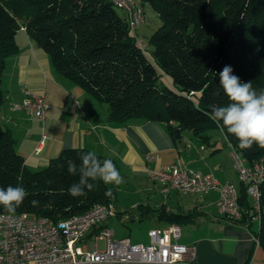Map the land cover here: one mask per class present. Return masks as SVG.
<instances>
[{
    "label": "trees",
    "instance_id": "trees-1",
    "mask_svg": "<svg viewBox=\"0 0 264 264\" xmlns=\"http://www.w3.org/2000/svg\"><path fill=\"white\" fill-rule=\"evenodd\" d=\"M134 3L146 18L136 29L131 28L128 14L111 0H0V107L6 99L2 88L6 61L18 52L15 36L23 28L49 56L57 74L106 107L111 123L126 126L155 121L166 127L174 142L189 133L208 144L207 131L220 128L205 113L212 106L229 103L219 85L225 66L241 82L251 81L257 93L264 90V0ZM147 10L156 15L159 25L144 37L139 31L148 29ZM222 135L225 145L241 154L248 165L264 157V149L256 145L240 149L226 129ZM88 151L64 150L46 167L30 171L14 148L11 131L0 125V188L21 186L27 192L15 214L56 222L98 204H113L116 191L102 181H94L95 187L86 196L74 198L68 193L70 185L78 182L79 172L69 174L67 163L79 166L80 156ZM108 188L110 197L105 195ZM237 189L239 222L250 223L258 217L254 243L264 248V182L259 188L258 212L246 188L238 183ZM33 200L38 201L35 207ZM0 214H8L2 206ZM158 217L178 226L183 220L182 215L161 208ZM192 217L184 218L190 221Z\"/></svg>",
    "mask_w": 264,
    "mask_h": 264
},
{
    "label": "crops",
    "instance_id": "crops-1",
    "mask_svg": "<svg viewBox=\"0 0 264 264\" xmlns=\"http://www.w3.org/2000/svg\"><path fill=\"white\" fill-rule=\"evenodd\" d=\"M148 31L144 27L141 34L145 37ZM15 43L18 52L7 59L2 77L6 99L0 107V125L11 131L14 148L30 171L46 167L64 150L85 148L116 163L126 182L152 184L153 193L160 192V187L147 177L146 168L178 164L197 171L203 169V173H212L216 179L214 171L227 174L223 163H215L212 159L220 152L219 148L205 154L208 146L214 145L211 140L201 144L188 136L184 142V138L174 142L166 127L155 121L126 126L113 124L105 106L56 73L49 56L34 44L23 28L16 34ZM22 89L43 96L47 106L44 122L11 110V105L21 102ZM226 147L230 152V147ZM229 167L234 172L230 158ZM219 181H230L236 187L239 183L237 180L235 184L230 178ZM216 197L214 192L203 195L170 193L162 197L165 202L158 209L182 215L179 227H185L187 235H181L178 242L194 247L196 264H264V248L254 243L259 220L227 222L217 212ZM187 215L193 216L190 221L185 220ZM156 219L159 224L152 229H161L171 241L167 228L175 223L160 219L158 214ZM108 220L104 223L107 227ZM91 236L89 233L87 238Z\"/></svg>",
    "mask_w": 264,
    "mask_h": 264
},
{
    "label": "built area",
    "instance_id": "built-area-1",
    "mask_svg": "<svg viewBox=\"0 0 264 264\" xmlns=\"http://www.w3.org/2000/svg\"><path fill=\"white\" fill-rule=\"evenodd\" d=\"M111 1L128 14L132 29L146 21L134 0ZM21 94V102L11 105V110L44 122L47 106L43 96L24 89ZM229 158L238 182L246 188L253 210L258 212L264 157L248 165L241 154L230 149ZM145 172L159 185L162 195L216 193L215 207L219 215L232 224L240 221L238 189L230 181H219L212 173L178 164L146 168ZM114 215L111 203L95 205L84 213L56 222L27 213L0 214V264H196L194 247L178 242L181 236L178 225L167 228L171 241L161 229H151L148 244L133 245L127 238L116 239L114 232L104 225ZM89 233L92 236L88 239ZM100 240L102 250L97 247Z\"/></svg>",
    "mask_w": 264,
    "mask_h": 264
},
{
    "label": "clouds",
    "instance_id": "clouds-1",
    "mask_svg": "<svg viewBox=\"0 0 264 264\" xmlns=\"http://www.w3.org/2000/svg\"><path fill=\"white\" fill-rule=\"evenodd\" d=\"M232 71L231 67L225 66L219 73V85L229 103L222 107L212 106L211 111L205 114L222 133L226 129L227 134L235 136L240 149H251L253 145L264 149V90L257 93L251 81L241 82ZM80 161L79 166L74 161L67 163L69 174L79 172L78 182L72 183L68 189L70 196H86L95 187L94 181H102L104 185L123 183V177L111 159L101 161L95 151H88L80 156ZM105 195H112L111 188ZM26 196L27 192L21 186L0 188V206L6 213L15 214ZM31 203L35 207L38 201Z\"/></svg>",
    "mask_w": 264,
    "mask_h": 264
},
{
    "label": "rangeland",
    "instance_id": "rangeland-1",
    "mask_svg": "<svg viewBox=\"0 0 264 264\" xmlns=\"http://www.w3.org/2000/svg\"><path fill=\"white\" fill-rule=\"evenodd\" d=\"M115 11L118 15L122 14L119 9H115ZM147 18L149 23L148 30H155L159 25L156 15L150 10H147ZM145 23L146 21H144L143 24ZM143 28L144 27L140 28L139 33H141ZM207 133L211 137V143L214 145L208 146L205 154L208 155L214 148H219L220 152L212 156V159L214 158L213 162L216 163L217 161H221L223 163L222 165L228 170L226 175L214 171L215 176L219 180L230 178L236 184V175L229 167V149L225 145L221 131L217 128H212L209 129ZM188 136L192 138L189 133H184L183 142ZM196 150L200 152L198 146ZM200 171L204 172L203 169H200ZM151 185L152 184L148 183H131L125 180H123V183L120 185H112L116 191L113 198L114 211H116V214L108 220V228L114 232L116 239L127 238L133 245L148 244V232L159 224L156 218L160 204L165 202L162 201V197H167V195H162L160 192L153 193ZM158 191H160V189ZM180 229L181 235L185 237L187 235V229L183 226H181ZM97 247L99 250H102V240L98 241Z\"/></svg>",
    "mask_w": 264,
    "mask_h": 264
}]
</instances>
